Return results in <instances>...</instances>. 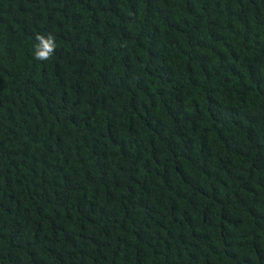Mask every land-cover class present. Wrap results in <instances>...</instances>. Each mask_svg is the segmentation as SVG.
<instances>
[{
  "label": "trees",
  "instance_id": "obj_1",
  "mask_svg": "<svg viewBox=\"0 0 264 264\" xmlns=\"http://www.w3.org/2000/svg\"><path fill=\"white\" fill-rule=\"evenodd\" d=\"M0 264H264V0H0Z\"/></svg>",
  "mask_w": 264,
  "mask_h": 264
},
{
  "label": "clouds",
  "instance_id": "obj_2",
  "mask_svg": "<svg viewBox=\"0 0 264 264\" xmlns=\"http://www.w3.org/2000/svg\"><path fill=\"white\" fill-rule=\"evenodd\" d=\"M36 39L39 44L36 46L34 58L39 61L50 60L56 49L55 37L52 34H48L47 38L37 35Z\"/></svg>",
  "mask_w": 264,
  "mask_h": 264
}]
</instances>
